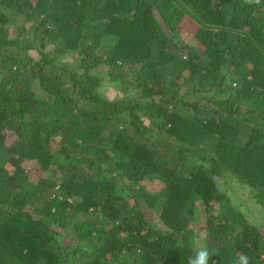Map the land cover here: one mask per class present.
<instances>
[{
  "label": "trees",
  "instance_id": "trees-1",
  "mask_svg": "<svg viewBox=\"0 0 264 264\" xmlns=\"http://www.w3.org/2000/svg\"><path fill=\"white\" fill-rule=\"evenodd\" d=\"M201 247L264 264V0H0V264Z\"/></svg>",
  "mask_w": 264,
  "mask_h": 264
},
{
  "label": "clouds",
  "instance_id": "clouds-1",
  "mask_svg": "<svg viewBox=\"0 0 264 264\" xmlns=\"http://www.w3.org/2000/svg\"><path fill=\"white\" fill-rule=\"evenodd\" d=\"M259 2V0H257ZM212 254L206 247H201L195 254V256L190 257L188 264H209V259ZM239 264H248V258L241 256L239 258Z\"/></svg>",
  "mask_w": 264,
  "mask_h": 264
},
{
  "label": "rangeland",
  "instance_id": "rangeland-1",
  "mask_svg": "<svg viewBox=\"0 0 264 264\" xmlns=\"http://www.w3.org/2000/svg\"><path fill=\"white\" fill-rule=\"evenodd\" d=\"M232 196H235L234 194H231ZM237 195H240V193H237ZM248 205H250V207L252 208V209H257V207L256 206H254L253 204H252V202H251V200H249L248 199ZM258 212V214H259V218H262L263 219V217L262 216H260V213L261 212H259V211H257ZM250 218H253V216H252V214L251 213H248L247 214ZM201 227V226H200ZM199 227V228H200ZM199 228H197L198 229V231H200V229ZM202 242V238L201 237H197V240H196V245H200V243Z\"/></svg>",
  "mask_w": 264,
  "mask_h": 264
}]
</instances>
